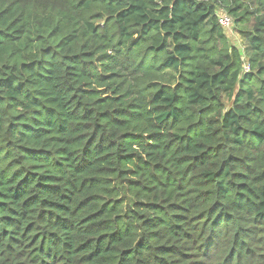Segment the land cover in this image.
<instances>
[{
  "label": "trees",
  "instance_id": "1",
  "mask_svg": "<svg viewBox=\"0 0 264 264\" xmlns=\"http://www.w3.org/2000/svg\"><path fill=\"white\" fill-rule=\"evenodd\" d=\"M0 264H264V0H0Z\"/></svg>",
  "mask_w": 264,
  "mask_h": 264
},
{
  "label": "rangeland",
  "instance_id": "2",
  "mask_svg": "<svg viewBox=\"0 0 264 264\" xmlns=\"http://www.w3.org/2000/svg\"><path fill=\"white\" fill-rule=\"evenodd\" d=\"M227 32H228L227 34L230 36L232 43L241 47L242 42H241L240 36L238 32L235 29H233V26L231 29L227 30Z\"/></svg>",
  "mask_w": 264,
  "mask_h": 264
},
{
  "label": "built area",
  "instance_id": "3",
  "mask_svg": "<svg viewBox=\"0 0 264 264\" xmlns=\"http://www.w3.org/2000/svg\"><path fill=\"white\" fill-rule=\"evenodd\" d=\"M220 23L223 25V27L227 30L231 29L233 24H232V19L227 16V15H223L221 18H220ZM249 68H246V71H248Z\"/></svg>",
  "mask_w": 264,
  "mask_h": 264
}]
</instances>
